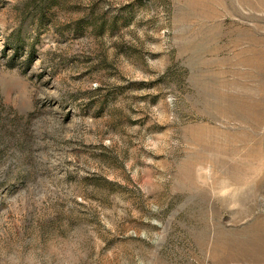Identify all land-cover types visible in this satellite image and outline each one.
Segmentation results:
<instances>
[{"label":"rangeland","instance_id":"374dc122","mask_svg":"<svg viewBox=\"0 0 264 264\" xmlns=\"http://www.w3.org/2000/svg\"><path fill=\"white\" fill-rule=\"evenodd\" d=\"M0 264H264V0H0Z\"/></svg>","mask_w":264,"mask_h":264}]
</instances>
